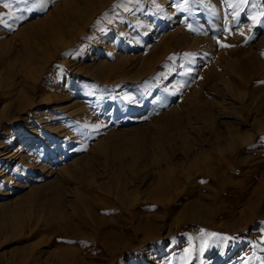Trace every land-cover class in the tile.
<instances>
[{
    "label": "rangeland",
    "instance_id": "374dc122",
    "mask_svg": "<svg viewBox=\"0 0 264 264\" xmlns=\"http://www.w3.org/2000/svg\"><path fill=\"white\" fill-rule=\"evenodd\" d=\"M261 13L0 0V264H264Z\"/></svg>",
    "mask_w": 264,
    "mask_h": 264
},
{
    "label": "bare ground",
    "instance_id": "6f19581e",
    "mask_svg": "<svg viewBox=\"0 0 264 264\" xmlns=\"http://www.w3.org/2000/svg\"><path fill=\"white\" fill-rule=\"evenodd\" d=\"M142 112V111H141ZM116 145V144H115ZM3 148V147H2ZM118 156V155H117ZM161 162V161H160ZM205 162V161H204ZM230 167V166H229ZM136 172V171H135ZM41 175V174H40ZM119 175V174H118ZM90 176V175H89ZM121 174L119 175V176H117V177H115V180H119V186L117 187V188H114V192L116 193V197H117V199H119V202L121 203V205H122V207L126 210L127 209V207H130V209L131 210H124V211H122L121 213H119L120 215H122V216H126V213L127 214H130L131 216H135L136 214H135V211H134V206L136 207V205L140 202H137V200H135V197H138L137 195H138V192L137 191H130L129 190V188H128V183H125V181H123V176H121ZM210 176V175H209ZM125 178V177H124ZM222 178V177H221ZM125 180V179H124ZM144 181V180H143ZM224 183V182H223ZM221 185V184H220ZM115 187V186H114ZM129 187H131V186H129ZM134 188V187H133ZM223 188V187H222ZM112 191V190H111ZM113 192V193H114ZM165 192V191H164ZM144 194L146 195L147 193H145V190H144ZM169 194V193H168ZM167 194V195H168ZM115 195V194H114ZM113 195V196H114ZM165 195V194H164ZM181 195V194H180ZM154 196H156V193L154 192L153 194L151 193V194H149V195H147V198H149V199H153V200H155V198H154ZM176 196H179V193L177 192V194H176ZM166 197V196H165ZM181 197V196H180ZM147 198H145V199H147ZM102 199H104V198H102ZM110 199V198H109ZM169 201H167L168 203L166 204V205H164L163 206V213H162V218L164 217V218H166V217H168L169 215H171V214H174L177 210L175 209V207H176V204H175V198H174V196H170L169 198ZM140 200V199H139ZM142 201V200H141ZM156 201V200H155ZM166 201V200H165ZM190 207L192 208V210H196V211H199V208H198V205H196V204H192V205H190ZM169 208H170V212L168 211L169 210ZM150 209H151V207H150ZM162 211V210H161ZM150 212V211H149ZM180 212V211H179ZM179 212H177V214L179 213ZM183 214V213H182ZM180 215V214H179ZM124 217H123V219H124ZM128 217H129V215H128ZM155 217V216H154ZM163 218V219H164ZM170 218V217H169ZM121 220V222L123 223L122 225L124 226V225H126V223H125V220ZM157 219V218H156ZM158 219H160V218H158ZM166 219H168V218H166ZM166 219H165V221H166ZM193 220H197V222H199L200 221V219L198 220L197 218H192ZM187 220V219H186ZM186 220H182V223H184V222H186ZM153 221H154V219H153ZM210 221V220H209ZM202 222H205V220H203ZM127 223H128V221H127ZM180 223V222H179ZM181 223V224H182ZM123 226H121V227H123ZM122 231H123V229H122ZM122 231H120L119 230V235L120 236H122ZM106 247V246H105Z\"/></svg>",
    "mask_w": 264,
    "mask_h": 264
},
{
    "label": "snow or ice",
    "instance_id": "6c2138e0",
    "mask_svg": "<svg viewBox=\"0 0 264 264\" xmlns=\"http://www.w3.org/2000/svg\"><path fill=\"white\" fill-rule=\"evenodd\" d=\"M261 15H262V16H264V13H261ZM252 19H254V20H255V17H252ZM240 34H241V35H244V33H243V32H241ZM222 46H227V45H222ZM213 235H215V234H213ZM224 239H228V238H227V237H225Z\"/></svg>",
    "mask_w": 264,
    "mask_h": 264
}]
</instances>
